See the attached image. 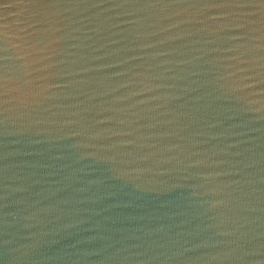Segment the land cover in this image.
Wrapping results in <instances>:
<instances>
[{
	"label": "clouds",
	"instance_id": "1",
	"mask_svg": "<svg viewBox=\"0 0 264 264\" xmlns=\"http://www.w3.org/2000/svg\"><path fill=\"white\" fill-rule=\"evenodd\" d=\"M0 264H264V0H0Z\"/></svg>",
	"mask_w": 264,
	"mask_h": 264
}]
</instances>
